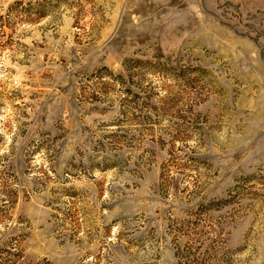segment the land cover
<instances>
[{
  "label": "rangeland",
  "instance_id": "1",
  "mask_svg": "<svg viewBox=\"0 0 264 264\" xmlns=\"http://www.w3.org/2000/svg\"><path fill=\"white\" fill-rule=\"evenodd\" d=\"M0 264H264V0H0Z\"/></svg>",
  "mask_w": 264,
  "mask_h": 264
}]
</instances>
